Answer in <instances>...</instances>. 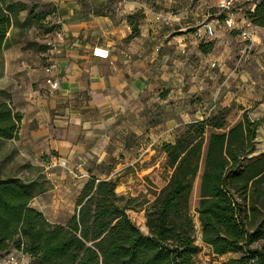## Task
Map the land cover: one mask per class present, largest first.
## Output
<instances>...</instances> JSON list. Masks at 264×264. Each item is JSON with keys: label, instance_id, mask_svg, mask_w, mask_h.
<instances>
[{"label": "crops", "instance_id": "1", "mask_svg": "<svg viewBox=\"0 0 264 264\" xmlns=\"http://www.w3.org/2000/svg\"><path fill=\"white\" fill-rule=\"evenodd\" d=\"M213 1L54 0L60 31L52 33L45 60L27 57L24 42L0 51V103L21 116L18 138H0L16 145L8 150L13 169L0 175L28 181L45 175L50 185L31 205L64 225L92 177L116 180L119 195L157 185L161 161L168 166L161 146L211 111L198 114L197 103L213 75L211 53L218 45L211 41L212 49H203L210 41L203 22ZM249 11V5L236 10L241 26ZM218 29L231 38L223 21ZM97 46L108 48L109 56L94 55ZM52 156L60 164H50ZM200 182L199 174V190Z\"/></svg>", "mask_w": 264, "mask_h": 264}, {"label": "trees", "instance_id": "2", "mask_svg": "<svg viewBox=\"0 0 264 264\" xmlns=\"http://www.w3.org/2000/svg\"><path fill=\"white\" fill-rule=\"evenodd\" d=\"M22 8L20 0H0V51ZM248 18L264 28V0ZM59 29L56 24L52 33ZM228 112L223 107L185 123L173 142L161 146L172 173L146 209L147 233L122 204L114 179L90 178L64 225L31 205L46 189L44 179L0 175V258L18 250L31 264H193L200 246L190 197L200 174L196 211L203 241L216 254L242 251L221 264H264V243L255 246L264 238V151L252 155L261 120L244 110L231 124ZM20 121L10 104L0 103V138H18Z\"/></svg>", "mask_w": 264, "mask_h": 264}, {"label": "rangeland", "instance_id": "3", "mask_svg": "<svg viewBox=\"0 0 264 264\" xmlns=\"http://www.w3.org/2000/svg\"><path fill=\"white\" fill-rule=\"evenodd\" d=\"M20 1L23 2L24 8L13 15L12 26L8 33L9 42L13 45L17 42H24L27 57H31L33 62L37 63L47 58L52 30L58 24L54 0ZM207 8L216 13V0L207 3ZM247 14L248 12L244 16L245 19ZM38 16L44 17L39 19ZM242 24L244 27V22ZM238 25L241 26V23ZM230 30L231 38L228 40L226 34H222L218 29L216 35L212 38L209 37V43L203 47L205 50H210L212 49L211 41H216L218 44L211 53L215 58V64L211 66L213 75L206 81L207 89L199 94L198 114L205 115L210 110L213 112L228 107V120L231 124L241 118L244 110H247L252 118L260 119L256 149L252 153L255 155L264 151V33L254 31V38L245 40L240 29ZM201 100L207 104L201 103ZM15 149L16 145L13 141L0 139L1 170L13 169L14 163L8 155V150L14 151ZM163 167L162 160L160 168L163 172L159 171L155 188L147 187L145 191H143L145 188H142L136 193L128 192L122 195V204L129 206L128 212L131 218L145 233L148 232L146 209L157 195L158 188L167 180L169 171L172 170L168 166L164 169ZM39 179L45 180L44 185H50V179L45 175ZM199 199L200 190L195 186L190 197V213L195 222L194 241L200 246V250L195 256L193 264H221L229 258L239 257L242 251L233 250L224 254H216L203 241L202 226L196 211ZM262 243H264V238L260 239L255 246Z\"/></svg>", "mask_w": 264, "mask_h": 264}, {"label": "built area", "instance_id": "4", "mask_svg": "<svg viewBox=\"0 0 264 264\" xmlns=\"http://www.w3.org/2000/svg\"><path fill=\"white\" fill-rule=\"evenodd\" d=\"M260 0H216L217 12L214 13L208 10L206 13L203 26L210 37L216 35V25L223 21L225 26L229 29H240L245 40L253 39V27L255 26L251 20L246 17L244 20L245 26H239L238 20L236 19V10L243 9L245 6H251L252 11L254 7ZM61 20L57 18V23L60 24ZM58 30L57 32H59ZM93 54L102 58H107L109 56V49L97 46L94 48ZM47 82L53 88H57L58 81L48 78ZM50 164L57 165L60 164V159L58 156H52L50 159ZM0 264H31L28 257L22 251H13L5 254L0 258Z\"/></svg>", "mask_w": 264, "mask_h": 264}]
</instances>
